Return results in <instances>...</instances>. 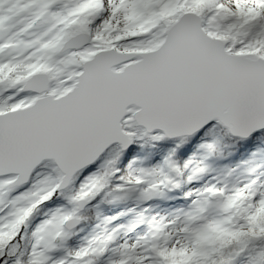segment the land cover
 <instances>
[{"label": "snow or ice", "instance_id": "6c2138e0", "mask_svg": "<svg viewBox=\"0 0 264 264\" xmlns=\"http://www.w3.org/2000/svg\"><path fill=\"white\" fill-rule=\"evenodd\" d=\"M145 136L177 148L199 138L208 155L181 163L173 149L114 185L119 157ZM222 136L264 142V0H0V264H264L255 161L240 179L231 168L189 189V206L167 216L97 213L68 246L102 194L147 202L209 176ZM46 160L54 175L37 172ZM58 193L68 204L26 231Z\"/></svg>", "mask_w": 264, "mask_h": 264}, {"label": "rangeland", "instance_id": "374dc122", "mask_svg": "<svg viewBox=\"0 0 264 264\" xmlns=\"http://www.w3.org/2000/svg\"><path fill=\"white\" fill-rule=\"evenodd\" d=\"M150 139H152L151 138V136H150ZM199 138H196V139H192L190 142H188V143H185V144H183L182 146H181V149H185L188 145H191V143L193 142V141H197ZM251 140H252V138H249V139H247V140H243L242 142H239L240 143V145H248L250 142H251ZM152 141H153V139H152ZM177 142H179V140L177 141ZM223 142V139L221 138V142H220V144ZM238 143V144H239ZM151 147H153V146H151ZM232 147L234 148L233 150L236 152L237 151V145H236V143L235 144H233L232 145ZM153 149V148H152ZM152 149H150V150H152ZM173 149H175L176 151H175V159L177 160V157H178V153H179V151H181V150H179L176 146H173L172 148H169L168 150H165V154H164V158L166 159L171 153H172V151H173ZM131 150V149H130ZM130 150H128L127 152H125L124 154H122V156H127L129 153H130ZM142 150L143 151H149L150 152V150H147L146 149V147H143L142 148ZM149 152L146 154V155H144L143 153H141V155H140V157H138V159L136 160V163L140 166V168H144V167H142V165H145V164H147V162H148V159H149ZM258 153V154H257ZM255 155H250V154H245V155H243L242 157H241V160L243 159V158H247V159H252V161H254L253 160V157L254 156H259V155H264V148H262V150L261 151H259V152H257ZM206 154V152L205 151H202L201 153H198V152H196V153H193V155H198V157L199 158H203V155H205ZM106 158H110L109 157V152L102 158L103 160L102 161H100V163H99V165H98V168L100 169V166H101V164H103L104 162H105V160H106ZM122 158V157H121ZM242 165V163H239L238 164V166H241ZM118 166V162H117V164H116V167ZM44 168H42V169H40V170H38L37 172H41V173H43V174H55L54 173V171H53V169L55 168L54 166H53V164L52 163H47L46 165H44L43 166ZM96 168H97V166H96ZM85 173V171L79 176V178H78V180L77 181H80V180H82L83 178H84V174ZM35 176V175H34ZM119 176H120V173H118L117 174V177H115V178H113V181L114 180H117L118 178H119ZM36 178H38V177H36ZM122 181L120 180V179H118V181L117 182H115L114 183V185L115 184H118V183H121ZM202 183H204V181L203 182H199V183H197V185L196 184H194V186H196V187H199L200 186V184H202ZM27 187V186H26ZM76 189V187H75V185L72 187V189H71V191H74ZM182 189H183V187H181L180 189H176V191L174 192V193H171V194H167L169 197H173L174 199H175V197H178V196H181V197H183L182 196ZM24 189H21V191H23ZM67 192H69V189L66 191V193ZM165 195V192L163 191V194L162 195H160V196H158V197H156V198H154V199H152L151 201H147V202H145V201H142L141 199H140V197H139V192H136V193H134V194H132L131 195V197L129 198V199H127V200H123V201H117V202H115V203H111V204H117V205H120V204H123V205H121L120 207V209L118 210V212H116V213H112L111 211H110V209L111 208H109V210H108V207H107V205L106 204H109V203H106L105 202V204H103V202H101L102 200H103V194L101 195V196H99L98 197V200H97V203L96 204H94V207H95V209H97V211L98 212H102V211H108V213H109V215L108 216H111V215H116V214H119V213H126V215H123V216H121L120 217V219L116 222V223H118V224H128V223H132V222H134L135 221V219H136V216H137V213L138 212H140V211H143L145 208H148V209H150V211H149V213H148V215L149 216H151V215H159V216H167V215H170V214H173V213H175L178 209H181V208H184V205H186V208L189 206V204L191 203V201L190 200H186L185 198H184V200L181 202V201H178V203H179V205L178 206H175V208L176 209H173V207H172V205H167L166 203H163V202H161L162 201V199H163V197L162 196H164ZM58 196H60L59 194L58 195H56L51 201H49L50 203L51 202H53ZM64 198H65V195H64ZM108 199L109 200H112L113 199V197H108ZM180 199V198H179ZM182 199V198H181ZM180 199V200H181ZM65 200H66V202L65 203H63L61 206H65V205H67L68 204V201H67V199L65 198ZM184 202V203H183ZM151 204H154L153 206H151ZM95 205H99L98 207H96ZM91 207V206H90ZM54 208H56V207H53V206H47V207H44V210H42V211H40V213L36 216V218L31 222V224L26 228V231H28V232H31L35 227H36V225H38L40 222H41V220H43L44 218H45V215H46V213L49 211V210H51V209H54ZM131 209H135V211H130ZM146 227V226H145ZM80 229H85V226H81L80 227ZM145 229L144 228H142L141 229V231L140 232H138V233H136V234H133V235H130V238H132V239H134L139 233H141L142 231H144ZM81 233V231H79V234ZM75 237V236H74ZM126 238H128V237H126ZM59 254V253H58Z\"/></svg>", "mask_w": 264, "mask_h": 264}, {"label": "trees", "instance_id": "16d2710c", "mask_svg": "<svg viewBox=\"0 0 264 264\" xmlns=\"http://www.w3.org/2000/svg\"><path fill=\"white\" fill-rule=\"evenodd\" d=\"M222 138L225 139V140H227V141H230V140L233 139L231 136H222ZM140 142H143V144L146 145L147 147L153 146V151L149 154L150 160L148 161V163L145 166V168H153V167H156V166L162 164L161 157L164 154L165 147L168 146V143H167L168 141L167 140H163V141H160L158 143L156 140H153L152 141V139H150V136H145L142 139H139L135 143L134 151L132 152V155L130 157H125L122 160L121 159L118 160V166L117 167L121 170L119 172L120 173V176L127 175L130 171L139 170L138 164L136 163L135 160L139 157V153H141ZM260 143L264 145V142L256 141V140L253 139V142L247 147V151L248 152H256V151H259L260 150V146H259ZM200 144L201 143H199V142H195L193 145H191L190 147H188V149L181 151L179 153V160H180V162L183 163V161H185L186 159L190 158L191 157V151L198 149L199 148L198 146ZM223 145L224 144H220L219 145V148L222 149L223 148ZM160 149H162V150H160ZM220 149L216 153L217 155H220V153H221V150ZM225 152H226V150H225ZM242 153H243V151L241 150L240 151V154H242ZM234 158L236 159L237 157H234ZM102 160L103 159H101L100 161H102ZM95 171H96V168L95 167L94 168H91L88 171H86V174L84 175V178L82 180H80L76 184V188H78L80 186V184L84 181L85 177H87L90 173L95 172ZM237 175L238 174L236 173L235 177H237ZM118 179L117 180H114L113 181V184L115 182H117ZM191 186H192V184H189L188 185V187H191ZM97 200H98V197L94 201L93 205L91 207H89L86 210V212H85V214L89 217V219L86 220L83 223V226H85V229L83 231H81L80 234L76 235L75 237H73L70 240L69 247L75 248V247H78L81 243L84 242V239L86 238V236L91 233V231L95 228V225L98 223V220L96 218L97 217V213H99L101 217L108 216L109 215L107 213V211L98 212L97 209H95L94 204L97 203ZM48 204L49 203L47 202L46 207L48 206ZM120 205H117V204L114 205V204H111V203L108 204V206L112 209V211L114 213L115 212H118V210L120 209ZM51 206H56V207L61 206L60 198L59 199L57 198L56 200H54ZM41 210H44V207Z\"/></svg>", "mask_w": 264, "mask_h": 264}, {"label": "water", "instance_id": "95a60500", "mask_svg": "<svg viewBox=\"0 0 264 264\" xmlns=\"http://www.w3.org/2000/svg\"><path fill=\"white\" fill-rule=\"evenodd\" d=\"M170 139H171V138H170ZM46 161H50V160H46ZM44 162H45V161H44ZM44 162H43V163H44ZM52 162H53V161H52ZM53 163H54V162H53ZM54 164H55V163H54Z\"/></svg>", "mask_w": 264, "mask_h": 264}]
</instances>
